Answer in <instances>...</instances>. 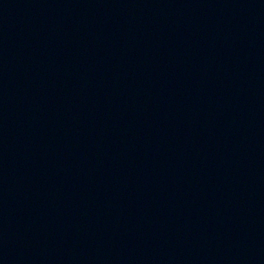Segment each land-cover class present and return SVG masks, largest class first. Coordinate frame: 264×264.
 <instances>
[{"label":"water","instance_id":"95a60500","mask_svg":"<svg viewBox=\"0 0 264 264\" xmlns=\"http://www.w3.org/2000/svg\"><path fill=\"white\" fill-rule=\"evenodd\" d=\"M0 264H264V0H0Z\"/></svg>","mask_w":264,"mask_h":264}]
</instances>
